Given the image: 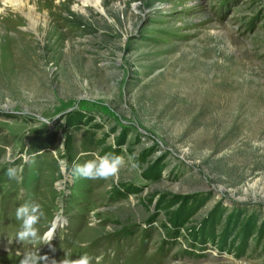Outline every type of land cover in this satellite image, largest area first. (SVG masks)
I'll return each mask as SVG.
<instances>
[{"label":"rangeland","instance_id":"obj_1","mask_svg":"<svg viewBox=\"0 0 264 264\" xmlns=\"http://www.w3.org/2000/svg\"><path fill=\"white\" fill-rule=\"evenodd\" d=\"M100 4L0 5V240L24 203L54 232L0 264H264V0Z\"/></svg>","mask_w":264,"mask_h":264},{"label":"clouds","instance_id":"obj_2","mask_svg":"<svg viewBox=\"0 0 264 264\" xmlns=\"http://www.w3.org/2000/svg\"><path fill=\"white\" fill-rule=\"evenodd\" d=\"M93 158L86 160L83 163H74L72 165V173L74 176L84 179H110L118 176L120 169L125 165V159L120 155L107 153L99 155L93 153ZM61 167L67 168V162L61 161ZM134 166V165H133ZM7 175L10 178H15L17 175L16 168H9ZM44 212L40 204L24 203L17 207L15 218L21 222L20 230L17 233V240L22 241H37L40 240L43 244H48L54 236V232L49 231L43 237L39 235V230L36 227ZM92 257L87 254L81 255L77 259L65 258L60 264H92ZM102 256L95 257V264H100ZM19 264H48V257L37 255L36 251H28L25 253ZM51 264H56L51 261Z\"/></svg>","mask_w":264,"mask_h":264},{"label":"bare ground","instance_id":"obj_3","mask_svg":"<svg viewBox=\"0 0 264 264\" xmlns=\"http://www.w3.org/2000/svg\"><path fill=\"white\" fill-rule=\"evenodd\" d=\"M32 0H0V5L1 6H9V7H16L15 9H31L34 8L30 4ZM82 4L90 6L94 9H96L98 12L103 13V9L100 4V0H78ZM35 5V4H34Z\"/></svg>","mask_w":264,"mask_h":264}]
</instances>
